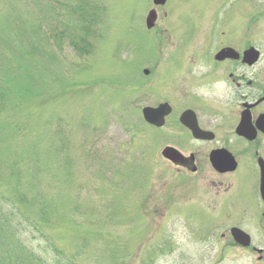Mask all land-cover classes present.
<instances>
[{
    "label": "rangeland",
    "instance_id": "1",
    "mask_svg": "<svg viewBox=\"0 0 264 264\" xmlns=\"http://www.w3.org/2000/svg\"><path fill=\"white\" fill-rule=\"evenodd\" d=\"M67 4L0 0V183L44 209L53 241L67 259L82 254L78 264H228L222 241L201 236L215 189L179 178L142 109L175 92L185 66L212 64L213 49L254 45L264 64V0H167L152 29V0H89L85 53L67 39L84 35L87 17ZM30 235L18 236L34 252L48 243L51 261L47 239ZM12 255L0 264L28 261L19 247Z\"/></svg>",
    "mask_w": 264,
    "mask_h": 264
},
{
    "label": "flooded vegetation",
    "instance_id": "2",
    "mask_svg": "<svg viewBox=\"0 0 264 264\" xmlns=\"http://www.w3.org/2000/svg\"><path fill=\"white\" fill-rule=\"evenodd\" d=\"M250 48L258 52L254 62L245 56ZM223 49L228 56L218 58ZM209 56L212 64L193 63L179 70L176 89L171 88L175 92L163 91L157 103L148 105H163L162 126L146 125L161 131V155L178 168L180 179H206L215 189L217 207L208 217V228L201 231L207 246L222 241L228 264H240L244 258L248 264H262L263 53L254 45L242 49L226 45ZM145 74L154 77L150 69ZM170 94L174 97L169 100Z\"/></svg>",
    "mask_w": 264,
    "mask_h": 264
},
{
    "label": "trees",
    "instance_id": "3",
    "mask_svg": "<svg viewBox=\"0 0 264 264\" xmlns=\"http://www.w3.org/2000/svg\"><path fill=\"white\" fill-rule=\"evenodd\" d=\"M64 1L69 4H67L65 8L70 16L74 17L77 15V17L81 20L87 17L83 20L86 23V28L82 29L84 31V35L78 38L74 34H69L67 39L69 45L85 53L91 46L87 29H90L93 25V19L91 18L93 15L87 8L89 0ZM50 36L52 38V35ZM62 37L64 36L62 35ZM2 98L3 95L0 96V101ZM22 191L19 187L5 188L0 183V241L8 243L9 248L13 245L15 246V249L7 248L4 249V251H0V262L5 263L4 261L8 258L13 259L14 255H12V251L14 253L19 247L22 249L23 253H25L29 261L24 260L23 264H78L83 255H80V253L74 254L73 256L70 255L71 259L64 257L63 249L60 247L58 248L57 244L53 241V236L48 230L49 224L47 220L39 214L40 211V213L45 215L44 209L39 210L37 213L34 212L32 202L25 201L23 196L24 193ZM37 209L38 208L35 210ZM20 231H30L31 235L29 238H31L32 235H39L40 237L47 239L50 243V247L52 248L51 261L47 258V256L42 255L48 251V243L47 247H44L43 253H39L38 251L34 252L33 248H30L26 244V237H24L23 241L20 240V236H18Z\"/></svg>",
    "mask_w": 264,
    "mask_h": 264
},
{
    "label": "water",
    "instance_id": "4",
    "mask_svg": "<svg viewBox=\"0 0 264 264\" xmlns=\"http://www.w3.org/2000/svg\"><path fill=\"white\" fill-rule=\"evenodd\" d=\"M154 5H164L166 3V0H153ZM158 19L157 11L156 9H152L149 11L147 17H146V26L148 29L153 28L156 25ZM258 52H255L254 48H250L245 56L249 59H251V62H254L258 56ZM228 52H226V49H223L219 54L218 58H224V56H228ZM147 72V70H145ZM162 107L163 105L158 106L157 108H150V107H144L143 108V116L144 119L152 124H155L157 126H161L163 124L164 114L162 113ZM166 154V151L164 152Z\"/></svg>",
    "mask_w": 264,
    "mask_h": 264
}]
</instances>
